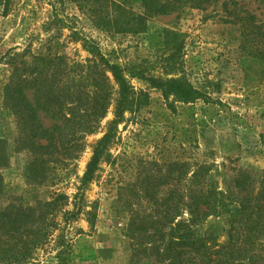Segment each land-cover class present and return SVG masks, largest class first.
<instances>
[{"label": "rangeland", "instance_id": "rangeland-1", "mask_svg": "<svg viewBox=\"0 0 264 264\" xmlns=\"http://www.w3.org/2000/svg\"><path fill=\"white\" fill-rule=\"evenodd\" d=\"M247 15L263 34L264 0H210L203 10L188 1L164 16L146 14L141 0H13L6 12L0 0V95L14 54L29 56L51 45L70 62L92 65L88 46L95 45L120 66H139L147 77L188 84L204 96L193 104L172 102L171 97L167 103L159 90L128 77L133 91L146 95L145 103L139 96L130 101L93 181L84 187L92 146L113 120L117 85L110 75L106 91L112 98L98 128L77 139L75 157H47V180L41 186L29 185L25 178L31 156L16 151L17 127L2 110L0 97V138L8 145L7 167L0 170L2 205L32 207L35 200L61 194L67 200L55 219L62 223L61 212L71 211L73 197L82 192L81 214L69 234L65 230L71 244L67 264H131V213H148L154 207L150 198L160 203L171 188L160 182L170 165H202L218 191L230 190L237 197L243 196L234 188L237 177L264 186V59L251 55L261 46L260 37L242 35V27L234 23ZM151 179L156 187L149 198ZM239 210L232 198L226 200L220 214L198 232L213 230L224 241ZM55 239L36 249L28 264H56Z\"/></svg>", "mask_w": 264, "mask_h": 264}, {"label": "trees", "instance_id": "trees-1", "mask_svg": "<svg viewBox=\"0 0 264 264\" xmlns=\"http://www.w3.org/2000/svg\"><path fill=\"white\" fill-rule=\"evenodd\" d=\"M2 1L3 12H6L13 0ZM188 1L195 2L200 10L210 3V0H141V7L150 16H164L181 9ZM236 19L234 23L240 24L242 35L260 37L261 46L251 55L264 59V33L258 31L255 18L247 15ZM88 48L94 57L92 65L70 62L51 45L44 52L26 56L23 51L7 61L10 72L1 89V107L17 127L16 151L31 156L25 169L29 185L41 186L47 180V157L52 154L75 157L79 147L77 139L98 128L112 98L106 91L108 74L117 85L113 120L107 124V133L92 146L82 187L93 181L101 155L121 124L130 101L139 96L140 102L145 103L146 95L135 93L128 77L150 84L161 92L167 103L170 97L172 102L182 104H193L204 98L188 84L147 77L139 66H120L105 57L97 46ZM172 102L167 104L169 109ZM7 152V142L0 138V170L7 167ZM160 182L162 186L171 187L160 203L150 198L156 187L155 180L151 179L147 196L154 207L148 213H131V264H264V186L257 188L254 179L247 181V177L240 176L233 184L243 196H234L230 190L222 193L208 180L206 167L197 165L191 169L184 161L170 165ZM4 186L0 172V199L5 196ZM230 198L240 210L229 222L225 240L220 241L213 230L198 232L208 219L220 214L221 207ZM66 200L64 195L52 194L50 200H35L32 207L0 202V264H28L35 250L55 236L59 248L56 264H67L71 244L65 239V230L69 234L81 214L83 194L78 192L73 197L71 211L62 210L63 222L59 223L55 215L58 208L63 209Z\"/></svg>", "mask_w": 264, "mask_h": 264}]
</instances>
